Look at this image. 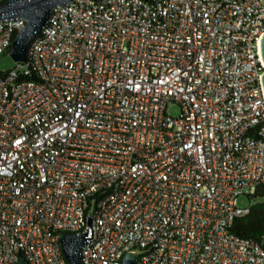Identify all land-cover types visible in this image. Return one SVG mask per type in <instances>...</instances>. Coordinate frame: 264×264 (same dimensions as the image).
<instances>
[{"label": "built area", "instance_id": "built-area-1", "mask_svg": "<svg viewBox=\"0 0 264 264\" xmlns=\"http://www.w3.org/2000/svg\"><path fill=\"white\" fill-rule=\"evenodd\" d=\"M263 37L264 0L55 6L0 72V264H69L63 232L84 264H264L232 229L264 201Z\"/></svg>", "mask_w": 264, "mask_h": 264}, {"label": "water", "instance_id": "water-1", "mask_svg": "<svg viewBox=\"0 0 264 264\" xmlns=\"http://www.w3.org/2000/svg\"><path fill=\"white\" fill-rule=\"evenodd\" d=\"M71 0H6L0 4V20L22 18L26 21L22 30L14 36L9 55L14 61H26L30 42L42 31L51 16L52 9L57 5H65ZM262 55L264 58V37L262 39ZM264 84V77H263ZM91 223V219L89 220ZM86 233L63 232L60 242L69 264H84L80 256L82 247L87 243ZM18 264H27L20 255ZM121 264H140L135 253L127 252Z\"/></svg>", "mask_w": 264, "mask_h": 264}, {"label": "trees", "instance_id": "trees-1", "mask_svg": "<svg viewBox=\"0 0 264 264\" xmlns=\"http://www.w3.org/2000/svg\"><path fill=\"white\" fill-rule=\"evenodd\" d=\"M6 0H0V4ZM9 51H5L0 55L8 54ZM233 231L239 235L252 237V238H264V201L259 202L252 207V211L249 215L241 218H237L233 224Z\"/></svg>", "mask_w": 264, "mask_h": 264}, {"label": "rangeland", "instance_id": "rangeland-1", "mask_svg": "<svg viewBox=\"0 0 264 264\" xmlns=\"http://www.w3.org/2000/svg\"><path fill=\"white\" fill-rule=\"evenodd\" d=\"M16 66V61L13 60V58L8 54L3 55L0 58V72L2 71H7L10 69H13ZM170 110L172 114H177L179 112V107L178 105H171ZM240 205H248L249 204V199L247 196H241L239 199Z\"/></svg>", "mask_w": 264, "mask_h": 264}]
</instances>
